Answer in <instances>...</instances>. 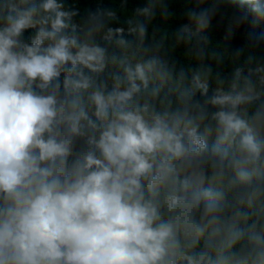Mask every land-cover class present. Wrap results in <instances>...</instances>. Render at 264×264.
I'll return each instance as SVG.
<instances>
[{
    "label": "clouds",
    "instance_id": "1",
    "mask_svg": "<svg viewBox=\"0 0 264 264\" xmlns=\"http://www.w3.org/2000/svg\"><path fill=\"white\" fill-rule=\"evenodd\" d=\"M176 2L0 0V264H264V55Z\"/></svg>",
    "mask_w": 264,
    "mask_h": 264
},
{
    "label": "trees",
    "instance_id": "2",
    "mask_svg": "<svg viewBox=\"0 0 264 264\" xmlns=\"http://www.w3.org/2000/svg\"><path fill=\"white\" fill-rule=\"evenodd\" d=\"M79 5L81 8L95 7L94 0H79ZM129 6H131V0ZM172 8L176 12L177 18H179L183 10V0H177L172 5ZM232 11H234V5H232L231 0H226V6L221 8V12L214 19L213 28L210 33L212 36V46L225 56L230 55L240 47H245V55L253 53L264 55V21L249 17L247 22L236 29L235 34L229 38L227 35L228 17L231 16ZM225 13L227 15L222 19L221 15ZM157 24H160L159 20ZM161 26L169 29L173 27L172 24H163ZM253 40L258 41V46L253 43ZM177 55L182 56V52L179 49L177 50Z\"/></svg>",
    "mask_w": 264,
    "mask_h": 264
}]
</instances>
